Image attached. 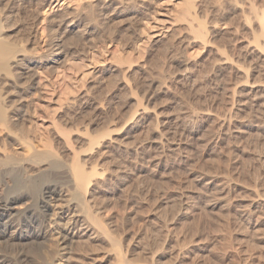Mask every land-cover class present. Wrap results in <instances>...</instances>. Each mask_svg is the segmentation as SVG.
<instances>
[{
    "label": "bare ground",
    "instance_id": "bare-ground-1",
    "mask_svg": "<svg viewBox=\"0 0 264 264\" xmlns=\"http://www.w3.org/2000/svg\"><path fill=\"white\" fill-rule=\"evenodd\" d=\"M168 81L227 107L173 98L155 109ZM252 126L264 138V0H0V264H55L51 242L90 236L113 246L114 264H149L110 233L106 183L121 190L137 157L165 167L167 151L188 160ZM189 199L162 221L191 212Z\"/></svg>",
    "mask_w": 264,
    "mask_h": 264
},
{
    "label": "rangeland",
    "instance_id": "rangeland-1",
    "mask_svg": "<svg viewBox=\"0 0 264 264\" xmlns=\"http://www.w3.org/2000/svg\"><path fill=\"white\" fill-rule=\"evenodd\" d=\"M233 79L235 80L232 78V82H228V86L234 82ZM207 80L203 79L204 82ZM210 82L211 84L208 82L210 86L215 87L216 81ZM167 84H170L169 81ZM202 89L204 92V87L197 92L187 82L180 81L176 86L171 85V88L163 89L159 93L156 100H162V97L165 100L163 99V102L155 100V109L162 110L170 104L174 105L178 100V104L185 102L187 105L191 104V100H194L192 104H195L196 100V104L209 103L218 112L225 110L223 107H227L226 100L225 97L222 99L220 93L218 101L215 98L198 101L197 98L202 99L204 96ZM181 91H185L184 93L190 91L192 97L190 93L184 94ZM178 92L181 94L178 95ZM173 98L179 99L175 101ZM183 99L184 102H182ZM161 103L165 107H162ZM219 105L222 108H219ZM235 125L244 126L242 122L240 124V120L235 122ZM247 130L241 138L231 135L230 139L229 137L221 141L217 139L219 142L215 139V142L209 145H200L198 147L200 149L194 151L189 161L177 151L174 155L167 151L166 156L163 157L164 160H161L163 164H166L165 167L155 166L150 159L137 157V162L132 161V164L139 161L141 164L137 165L134 174L126 177V183L121 190L116 191L112 181L106 183V187L112 190L114 202L118 207L107 220V226L128 260L147 261L149 264L153 262V264H264V138L260 135H257V138L254 137L256 131L253 126L248 127ZM146 135L145 132L142 133V137ZM213 143L217 145L214 144V146ZM170 148L169 145L165 146L166 150ZM153 151L149 152L154 155ZM201 173H205L207 177L211 174L213 177L212 184L207 185L208 188L202 187L193 179L196 174ZM211 194H214L213 198ZM183 196L192 200L189 199L193 204L191 212L189 211L176 223H169L170 219L166 222L165 219L170 218L169 215H173L174 211L181 207ZM172 207H175V210ZM165 212L167 215L164 214ZM162 216H165L163 218L168 223L170 232L166 229ZM61 222L59 221L58 227L61 226ZM112 247L99 236L86 237L80 244L74 242L72 249L64 247L61 243L57 245L51 242V249L58 252L55 264H114L115 250ZM155 248L158 249L157 260L159 261L156 257L151 261L149 253ZM4 251L10 254L16 252L11 247L5 248Z\"/></svg>",
    "mask_w": 264,
    "mask_h": 264
}]
</instances>
